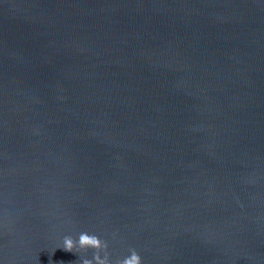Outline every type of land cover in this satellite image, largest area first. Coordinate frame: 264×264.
Masks as SVG:
<instances>
[{
	"label": "water",
	"instance_id": "obj_1",
	"mask_svg": "<svg viewBox=\"0 0 264 264\" xmlns=\"http://www.w3.org/2000/svg\"><path fill=\"white\" fill-rule=\"evenodd\" d=\"M82 232L264 264V0H0V264Z\"/></svg>",
	"mask_w": 264,
	"mask_h": 264
},
{
	"label": "clouds",
	"instance_id": "obj_2",
	"mask_svg": "<svg viewBox=\"0 0 264 264\" xmlns=\"http://www.w3.org/2000/svg\"><path fill=\"white\" fill-rule=\"evenodd\" d=\"M60 248L66 252L75 253L92 250L91 259L80 257V264H141V257L133 248L128 249L129 255L126 257L110 260L107 242L87 232L80 233L75 240L72 236H64Z\"/></svg>",
	"mask_w": 264,
	"mask_h": 264
}]
</instances>
